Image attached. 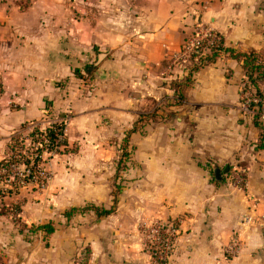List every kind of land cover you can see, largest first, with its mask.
Wrapping results in <instances>:
<instances>
[{
	"label": "crops",
	"instance_id": "1",
	"mask_svg": "<svg viewBox=\"0 0 264 264\" xmlns=\"http://www.w3.org/2000/svg\"><path fill=\"white\" fill-rule=\"evenodd\" d=\"M198 21L264 59V0H0V163L16 133L67 118L44 198L0 200V264H72L95 235L65 211L91 203L111 210L95 215L96 264H145L144 218L177 227L168 264H264V126L238 107L243 61L171 63ZM19 200L17 219L6 205Z\"/></svg>",
	"mask_w": 264,
	"mask_h": 264
},
{
	"label": "built area",
	"instance_id": "2",
	"mask_svg": "<svg viewBox=\"0 0 264 264\" xmlns=\"http://www.w3.org/2000/svg\"><path fill=\"white\" fill-rule=\"evenodd\" d=\"M222 39L210 25L198 21L193 35L183 47L172 52L171 63L172 65L199 63L200 57H204L211 47L224 45ZM238 107L244 117L257 119L264 125V79L259 87L254 88L245 75L242 77L239 84ZM66 136L67 118L51 122H34L30 124L29 132L16 133L8 148L7 165L0 166V200L17 194L14 192H20L29 184H39L38 179L46 174L44 169L46 162L64 150ZM240 182L241 178L237 176L235 183ZM6 208L15 218H19L18 206L9 203ZM177 230L174 224L170 227L163 221H154L152 227L148 229L149 245L154 259L162 258L158 256L160 252L165 254L167 260L168 251L173 249ZM237 250L238 240L234 239L229 251L233 253Z\"/></svg>",
	"mask_w": 264,
	"mask_h": 264
},
{
	"label": "rangeland",
	"instance_id": "3",
	"mask_svg": "<svg viewBox=\"0 0 264 264\" xmlns=\"http://www.w3.org/2000/svg\"><path fill=\"white\" fill-rule=\"evenodd\" d=\"M130 154L131 153L129 152V149H127V147L124 146V144H121V146H118L116 148V157H117V168H116V171H117V175H116V178H115V185L117 186V188L119 186L122 187V185L124 184V178H123L124 174H123V172L125 171V168L128 165L127 163H128L129 158H130L129 157ZM44 169H45V173L46 174H45V176H41L38 179L39 184L32 183V184H29L26 187L27 189H31V190H32V188L37 189V190H34V192L36 193L35 195L37 197H42L43 196V198H44L45 195H43L42 193L46 190L47 186H49V184H50V180H49L50 171H49V169H46V167H44ZM119 177H121V180L119 179ZM23 189H25V188H23ZM23 189H21V190H23ZM40 195H42V196H40ZM16 196H18V195L14 194L12 197H16ZM116 197L117 196H115L114 198L116 199ZM21 201H22V199H21ZM21 201L19 200V201L10 202V204H13L15 207L18 206V209H20ZM7 203L9 204V202H7ZM2 204L5 205L6 202L2 203ZM95 206H99L98 207L99 209H104L103 206H100V205H97V204H94V203L79 207L81 210L78 212V214L82 215L83 217H86V215L89 217L90 221H89L88 230L90 231V233H92V231H94V235L95 236H92L90 238V240L92 241V243H91L92 246L89 243H81V242H79L76 245V249L72 253V261H71V262H73L72 264H96V262H98V259H97V245L95 243V240H96V234L95 233H96V230H97V228L95 226V224L97 222L95 215L98 216V213L96 212V209L94 208ZM87 207H88V209H85ZM157 220H159V219H157V218H150V219L149 218H144L141 221H139L136 224V227H135V232L139 235V251L141 253H144L145 256H146L145 264H166L170 260V257H171L172 253L174 252V250H175V248L177 246L178 232L175 233L176 237H175V242H174V245H173V249L171 251L170 250L168 251L169 255L167 257V260L165 258V254L164 253H160V252H158V256L160 255V256H162V258H158L159 260H156V259L153 258V254L151 252V248H150V245H149L148 229L150 227H152V225L154 224V221H157ZM85 221H86V219H85ZM18 223L21 224L20 221H18ZM164 223L167 224L170 227L172 225V223L168 224L167 221H164ZM22 225H24V224H22ZM71 225H72V223H70V222H68L66 224L67 227H70ZM73 226H75V225H73ZM26 227L31 232V234L33 232H36V230L33 231V228H32V226L30 224H26ZM63 227H65V224L62 223L60 225V228L62 229ZM37 230H38L39 234L44 233V235H45V232L42 229H37ZM123 251L124 250L121 249V253L122 254H123ZM127 251L128 250H125L124 253L127 254L126 253ZM160 260H162V261H160ZM132 264H140V263L135 262V263H132ZM142 264H144V262H142Z\"/></svg>",
	"mask_w": 264,
	"mask_h": 264
},
{
	"label": "trees",
	"instance_id": "4",
	"mask_svg": "<svg viewBox=\"0 0 264 264\" xmlns=\"http://www.w3.org/2000/svg\"><path fill=\"white\" fill-rule=\"evenodd\" d=\"M223 54H228V56L230 57H234L242 60L244 64V75L248 79L250 85L254 88L259 87V85L262 83L264 79V59H262L261 52L253 51V50L249 52H236L234 49L227 48L224 45L219 47H211L210 51L204 57H200L199 65L204 66L211 64L215 62L218 58H220L221 55ZM76 74L78 76H81L79 69L76 70ZM179 94L182 96L181 93ZM253 120L257 124L263 125L257 119H253ZM5 165H7L6 159H4L0 163V166H5ZM14 193L18 194L19 192H14ZM94 208L96 209V212L99 215H107L111 212V210L99 209L98 207H94ZM85 209H88V207ZM80 210L81 209L79 207H72L65 211V216L70 217L71 215H73L76 212H79ZM39 228H41L45 232L46 236L50 235L54 231V228L50 224L40 225Z\"/></svg>",
	"mask_w": 264,
	"mask_h": 264
}]
</instances>
